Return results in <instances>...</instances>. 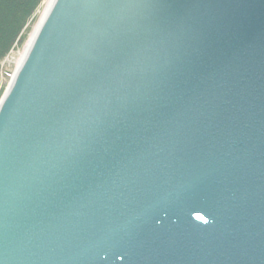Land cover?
<instances>
[{"label": "water", "instance_id": "water-1", "mask_svg": "<svg viewBox=\"0 0 264 264\" xmlns=\"http://www.w3.org/2000/svg\"><path fill=\"white\" fill-rule=\"evenodd\" d=\"M0 264H264V0H53L0 98Z\"/></svg>", "mask_w": 264, "mask_h": 264}, {"label": "trees", "instance_id": "trees-1", "mask_svg": "<svg viewBox=\"0 0 264 264\" xmlns=\"http://www.w3.org/2000/svg\"><path fill=\"white\" fill-rule=\"evenodd\" d=\"M43 1L0 0V97L5 89L1 63L15 47H20L26 41Z\"/></svg>", "mask_w": 264, "mask_h": 264}, {"label": "rangeland", "instance_id": "rangeland-1", "mask_svg": "<svg viewBox=\"0 0 264 264\" xmlns=\"http://www.w3.org/2000/svg\"><path fill=\"white\" fill-rule=\"evenodd\" d=\"M47 1L48 0L43 1L40 9L36 13L35 21L32 24V26L29 28V32H28V36H27L26 41L20 47H18V46L15 47L8 54V56L3 60V62L1 63V69H2L1 70V78H2V85H4V88L7 87V84L10 81V77L12 76V74L16 68L18 60L21 57V55L23 54L33 30H34L35 26L37 25L39 19L41 18L42 14H43V11H44V8L46 6Z\"/></svg>", "mask_w": 264, "mask_h": 264}, {"label": "bare ground", "instance_id": "bare-ground-1", "mask_svg": "<svg viewBox=\"0 0 264 264\" xmlns=\"http://www.w3.org/2000/svg\"><path fill=\"white\" fill-rule=\"evenodd\" d=\"M53 3V0H48L46 3V6L44 8V12L46 13L48 9L50 8L51 4Z\"/></svg>", "mask_w": 264, "mask_h": 264}]
</instances>
